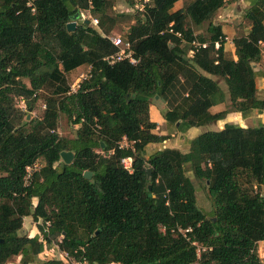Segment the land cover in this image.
I'll return each mask as SVG.
<instances>
[{
  "label": "trees",
  "instance_id": "16d2710c",
  "mask_svg": "<svg viewBox=\"0 0 264 264\" xmlns=\"http://www.w3.org/2000/svg\"><path fill=\"white\" fill-rule=\"evenodd\" d=\"M181 1L125 0L129 14L114 12L112 0H0V264L38 262L44 245L76 264H264L263 125L224 124L187 140L184 153L162 147L146 155V146L172 136L154 132L156 99L180 134L228 113L264 111L253 70L264 55V0H245L248 29L230 39L216 18L235 0L174 9ZM74 15L84 20L66 31ZM118 22L129 23L120 38L134 64L103 60L116 51L108 37ZM84 66L86 77L68 94L67 75ZM40 97V116L26 118ZM225 99V109L209 111ZM60 116L76 126L72 137L57 135ZM122 137L129 148H117ZM64 151L73 155L68 164L59 159ZM36 159L41 167L24 187V167ZM187 173L203 182L209 216ZM27 217L32 237L18 234ZM191 242L204 248L198 259Z\"/></svg>",
  "mask_w": 264,
  "mask_h": 264
},
{
  "label": "rangeland",
  "instance_id": "374dc122",
  "mask_svg": "<svg viewBox=\"0 0 264 264\" xmlns=\"http://www.w3.org/2000/svg\"><path fill=\"white\" fill-rule=\"evenodd\" d=\"M188 0H182L180 2V4H176V5H180L183 6L187 3ZM113 5H114V12L116 13H132L131 10L127 9V7L125 6V0H112ZM235 2H240V0H235ZM177 6H174V8ZM134 10V9H132ZM84 16L86 17L87 15L84 13ZM220 17V14H219ZM218 18H216L217 20ZM74 23H80V17L78 20H75ZM236 23V22H235ZM129 25V23L126 22H118L114 28L111 31V34L109 36H120L124 33L125 29L127 28V26ZM75 26V25H74ZM93 28H96L94 25H92ZM235 28V34L236 35H241L243 34V32H245V28H246V23L244 21H239L237 22V24L234 26ZM234 36V35H233ZM261 50L263 52L264 50V46L261 45ZM261 58H264V55L262 54ZM262 65H264V63H262ZM87 67H80L79 69L72 71L71 73H69L67 75V82L69 87L71 85H73L77 80H81L80 76L81 75H85L86 71H87ZM223 83L221 82L220 85H222ZM155 102L156 106H159V101L156 99L155 101H151V103ZM44 103H43V99L42 97H40L38 99V101L35 104V107L33 109L32 112H26V118L28 117H32V118H36L38 116H40ZM168 127V126H167ZM76 128V126L71 125L69 122H67V120L65 119L64 116H60L59 120H58V125H57V130L56 133L59 137L62 138H70L73 135L74 129ZM162 131V128L158 127V131ZM166 133H170L171 138L169 140H167L165 143H163L162 145H155V146H149L146 150V155L147 154H151L153 153L155 150H158L159 148H162L165 146V148H169L172 144L175 143L176 137H177V133H174V131L172 130L171 127L167 128ZM180 142V141H179ZM182 143L178 145V148H182ZM145 155V156H146ZM56 166V165H54ZM187 177L192 181L193 186L195 188V194H196V205L197 207L203 212L205 213L207 216H209L210 210H211V202L210 199L208 198L207 194H206V190L205 187L203 185V182H198L196 180H194L192 178V175L190 173H187ZM262 195L264 196V187L261 190ZM35 204V200H32V205ZM40 223V222H38ZM19 235H25L27 237H32L33 235L37 234V231L35 229V224L31 221V219L29 217L22 219V227L20 232H18ZM257 254L260 258L261 256V260H264L263 255H264V243L263 244H259L258 245V250H257ZM38 262H33L30 264H41L42 261H46V260H53V261H62V264H76V263H71L68 261V259L65 257V255L60 252L56 246L54 245H44L42 252L38 255L37 257ZM7 264H19V257H14L11 258L10 261Z\"/></svg>",
  "mask_w": 264,
  "mask_h": 264
},
{
  "label": "crops",
  "instance_id": "0c3cea01",
  "mask_svg": "<svg viewBox=\"0 0 264 264\" xmlns=\"http://www.w3.org/2000/svg\"><path fill=\"white\" fill-rule=\"evenodd\" d=\"M176 4H180V2H177ZM174 5L177 6L174 9H178L181 6L180 5ZM248 3L245 0H240V2H233L231 4L226 5L221 11L219 12V15L217 16V22L221 24V30L224 35L228 39L232 38L233 35H235V28L234 26L237 24V22L241 21V11L243 8L247 7ZM236 22V23H235ZM247 25L245 28V31L247 30ZM264 46V45H263ZM226 49L230 52H232V46L231 44H226ZM264 58L259 61V63L253 65V70L256 74L255 78V89H256V96L258 98H262L264 96ZM221 90L224 88L220 85ZM227 107V100L221 104L212 106L209 111L211 113H217ZM163 109L162 104H159V106H156V104H152L149 106V116L150 120L155 123L156 127L154 132L164 135L167 131V125L161 118L160 112ZM224 124H232V125H238L241 127H254L256 125H263L264 126V111L261 113H253L249 117L242 119L238 113H228L223 120L217 121L213 124H210L205 127H199V128H190L184 133L180 134L177 133V137L175 140V143L172 144L169 148L177 149L180 152L184 153L187 150V140H190L197 135L201 134L205 131H215L220 130ZM158 127L162 128V131H158ZM180 141V142H179ZM179 143H182V148H178ZM150 146V145H149ZM149 146H146L147 148ZM155 146V145H154ZM165 147V146H164ZM160 149V148H159ZM158 149V150H159ZM146 150V149H145ZM263 244L264 242H259L257 244V250L258 245Z\"/></svg>",
  "mask_w": 264,
  "mask_h": 264
},
{
  "label": "built area",
  "instance_id": "2783aa9c",
  "mask_svg": "<svg viewBox=\"0 0 264 264\" xmlns=\"http://www.w3.org/2000/svg\"><path fill=\"white\" fill-rule=\"evenodd\" d=\"M26 7H29L30 8V11L33 12V9L31 8V3L29 1L26 2ZM141 5L139 4H136L134 6L135 9H137L138 11H141ZM81 19L84 20L83 18V15H80ZM91 21V24L92 25H96L97 24V21L95 19H90ZM177 37H179V34L178 33H174ZM108 41L110 42V44L116 49V51L109 55V56H106L103 58V60L111 65L113 63H116V62H120V61H125L127 60L128 63L130 64H134L135 61L131 58V52H130V49H129V45L127 43H124L122 41V39L120 38V36H109L108 37ZM192 48H198L199 46L200 47H205L204 44L200 45L196 42H191L189 44ZM192 52L190 49L188 50L187 52V57H191L192 55ZM87 71L85 73V75H81L80 76V79L83 80L86 75H87V72L89 71V67H87ZM81 80H77L73 85H71L69 87V93H73L75 92V90L78 88V84ZM263 102H264V96H263ZM19 106L21 108H23V103L22 101L20 100L19 101ZM44 107V106H42ZM130 142H128L125 137H122L120 139V141L118 142L117 144V148L118 149H126V148H129L130 147ZM120 164L122 166V168L127 171L128 173L131 171V159L130 158H125V159H122L120 161ZM41 167V163L39 160H34L32 163H30L29 165L25 166L24 167V174H23V177H22V186L24 187H27L29 184H30V181L34 175V173H36ZM189 229H186L184 230L183 232H188ZM191 245L195 247V255H196V259L199 258V254L201 251L204 250V248H201V246H199L196 242H191ZM261 258V256H260ZM263 258H264V255H263ZM195 264V263H194Z\"/></svg>",
  "mask_w": 264,
  "mask_h": 264
},
{
  "label": "water",
  "instance_id": "95a60500",
  "mask_svg": "<svg viewBox=\"0 0 264 264\" xmlns=\"http://www.w3.org/2000/svg\"><path fill=\"white\" fill-rule=\"evenodd\" d=\"M77 19V15H74L72 18H71V21L69 22V23H67L66 24V31H72L73 29H74V25H75V23H74V21ZM84 23H87V21H84ZM72 157H73V155H72V153H70V152H60L59 153V159H60V161L62 162V163H64V164H68V163H70L71 162V160H72ZM147 173H149V171L147 170ZM83 177L85 178V179H89V177H90V173H88V172H85L84 174H83ZM147 191H148V193L150 192V186H148L147 187Z\"/></svg>",
  "mask_w": 264,
  "mask_h": 264
}]
</instances>
